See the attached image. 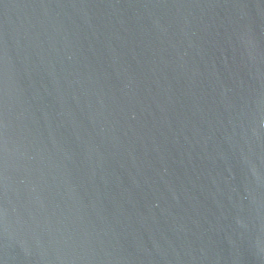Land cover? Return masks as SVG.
Here are the masks:
<instances>
[{"label": "water", "instance_id": "95a60500", "mask_svg": "<svg viewBox=\"0 0 264 264\" xmlns=\"http://www.w3.org/2000/svg\"><path fill=\"white\" fill-rule=\"evenodd\" d=\"M0 264H264V0H0Z\"/></svg>", "mask_w": 264, "mask_h": 264}]
</instances>
